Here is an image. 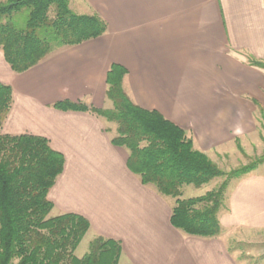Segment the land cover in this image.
Masks as SVG:
<instances>
[{"label":"crops","instance_id":"0c3cea01","mask_svg":"<svg viewBox=\"0 0 264 264\" xmlns=\"http://www.w3.org/2000/svg\"><path fill=\"white\" fill-rule=\"evenodd\" d=\"M78 1L79 14L97 13L107 23L103 36L21 74L0 53V83L13 89L1 133L45 138L64 157L48 194L51 215H80L90 224L85 236L120 242L118 264H238L221 239L172 227L173 205L129 171L128 154L111 144L104 119L52 106L104 108L106 73L119 65L135 103L187 131L197 150L235 145L255 130L258 107L264 112V69L249 64H264V0ZM259 166L231 180L223 230L264 232Z\"/></svg>","mask_w":264,"mask_h":264},{"label":"trees","instance_id":"16d2710c","mask_svg":"<svg viewBox=\"0 0 264 264\" xmlns=\"http://www.w3.org/2000/svg\"><path fill=\"white\" fill-rule=\"evenodd\" d=\"M97 14H78L69 0H6L0 3V53L13 73L21 74L67 47L97 39L107 32ZM264 69V64L249 61ZM127 70L111 65L106 93L112 108H88L61 101L59 111L89 112L115 124L111 144L124 149L126 166L142 185L174 200L170 224L187 236L216 238L224 185L203 196L181 199V188H197L222 176L208 156L197 150L189 133L158 113L134 103L123 89ZM13 104V89L0 83V264H118L121 244L96 236L87 253H74L90 224L65 213L52 216L49 191L61 175L64 157L48 140L31 135H4L1 128ZM264 162L235 173L254 170Z\"/></svg>","mask_w":264,"mask_h":264},{"label":"rangeland","instance_id":"374dc122","mask_svg":"<svg viewBox=\"0 0 264 264\" xmlns=\"http://www.w3.org/2000/svg\"><path fill=\"white\" fill-rule=\"evenodd\" d=\"M5 2L6 0H0V3ZM69 7L75 13H83V6L78 0H69ZM123 89L130 99L135 103L128 87L127 77L123 81ZM106 104L107 105L104 108H101L102 110L112 108V103L110 101L107 100ZM87 107L92 108V106ZM253 118L255 130L250 133V135L248 134L239 141H235V145H229L226 147L227 149L217 148L209 154H206L220 170L222 176L213 179L208 184L199 188L193 185L182 187L181 199L203 196L207 192L218 190L222 185L225 187L226 184L220 213L225 210L228 186L231 180L234 179H230V177H232L235 173L241 172L257 164L259 160L264 158V112H261V108L258 107ZM115 128L116 126L114 123L106 121L105 129L106 132L110 134L111 138L115 135ZM189 136L192 137L190 134ZM258 168L260 172L264 173V164L260 165ZM168 201L171 203V205H173L174 200L168 199ZM216 238H219L223 241L227 251L231 256H233L238 264H264L263 231L252 232L241 229L226 231L221 228V232ZM92 239L93 237L91 234L83 238L74 253L77 258H81L87 253L89 243L92 241ZM120 264H124V262L121 261Z\"/></svg>","mask_w":264,"mask_h":264}]
</instances>
